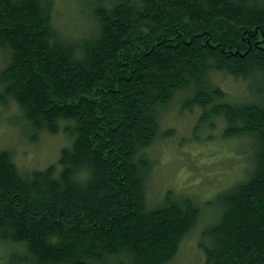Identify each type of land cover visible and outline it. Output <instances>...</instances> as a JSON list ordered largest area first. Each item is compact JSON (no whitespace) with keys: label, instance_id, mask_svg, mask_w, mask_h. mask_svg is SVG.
I'll return each mask as SVG.
<instances>
[{"label":"trees","instance_id":"trees-1","mask_svg":"<svg viewBox=\"0 0 264 264\" xmlns=\"http://www.w3.org/2000/svg\"><path fill=\"white\" fill-rule=\"evenodd\" d=\"M80 5L93 28L69 38L56 0H0V103L30 139L70 140L29 172L0 148V242L21 248L6 260L171 264L199 230L205 264H264V0ZM172 113L193 119L192 138L243 142L240 178L211 200L148 199Z\"/></svg>","mask_w":264,"mask_h":264},{"label":"rangeland","instance_id":"rangeland-1","mask_svg":"<svg viewBox=\"0 0 264 264\" xmlns=\"http://www.w3.org/2000/svg\"><path fill=\"white\" fill-rule=\"evenodd\" d=\"M89 0H56L55 25L69 38L83 36L93 28L90 12L80 3ZM6 64V56L0 53V70ZM230 86L236 84L229 81ZM21 111L13 101L8 106L0 103V148L9 150L15 163L23 172L45 168L56 162L61 149L70 144L63 134L41 133L38 140L29 138L27 125L17 124ZM194 121L169 114L164 127L172 129L175 134L169 139L156 144L149 155L155 161L148 183V199L160 202L166 193L196 198L205 202L215 198L218 191L228 182L240 178L242 167L246 162L238 139H195ZM219 125L217 133L221 130ZM159 200V201H158ZM206 212L201 219L206 220L211 207L206 205ZM21 250L18 246L0 242V264H12L6 260L7 252ZM171 264H205V254L200 243L199 230L190 233L182 242L180 251Z\"/></svg>","mask_w":264,"mask_h":264}]
</instances>
